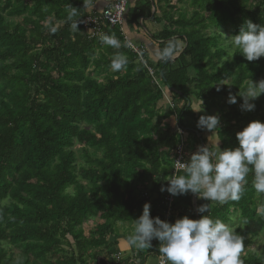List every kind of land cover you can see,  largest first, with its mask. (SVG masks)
I'll return each instance as SVG.
<instances>
[{
	"label": "trees",
	"instance_id": "1",
	"mask_svg": "<svg viewBox=\"0 0 264 264\" xmlns=\"http://www.w3.org/2000/svg\"><path fill=\"white\" fill-rule=\"evenodd\" d=\"M176 1L177 16H163L168 28L152 37L159 41L158 50L177 38L183 48L170 62H149L157 86L126 47L117 50L101 43L104 34H114L123 43L119 27L104 26L93 36L71 30L67 9L78 8V19L83 20L87 14L80 8L82 1L0 0V264H87V259L115 264V223L134 222L145 202L153 216L161 199L141 195L149 183L166 187L172 176L173 157L164 158L159 146L175 147L178 135L160 128L158 117H176L177 126L187 133V151L199 144L195 132H202L197 127L201 115L187 105L190 95L220 108V128L215 131L224 149L239 146L236 133L250 121L264 122V94L254 102V110L244 113L222 110L212 102L221 95L239 96L251 79H260L264 56L252 62L240 53L227 57L220 40L238 34L246 20L264 25V0ZM149 9L148 0L132 8L127 4L124 20L127 16L126 22L135 24ZM6 17L20 20L14 23ZM46 23L57 31L50 33ZM117 52L129 60L121 72L110 67ZM221 83L229 85L217 91ZM164 89L173 108L167 103V111L159 115L157 102L165 99ZM90 149L101 156H91ZM252 179L250 173L239 201L209 202L213 219L236 225L242 249L248 244L246 236L264 231V195L256 193ZM192 195L174 196L177 215H170L168 222L207 214L197 211L196 218ZM204 203L198 199L196 210ZM93 219L99 222L85 235L82 225ZM244 219L247 223L241 226ZM8 248L18 249L19 257ZM158 249L159 241L153 239L151 249L136 253L142 259L156 256ZM101 255L106 259L97 261ZM240 259L242 264H264V250L241 253Z\"/></svg>",
	"mask_w": 264,
	"mask_h": 264
},
{
	"label": "clouds",
	"instance_id": "2",
	"mask_svg": "<svg viewBox=\"0 0 264 264\" xmlns=\"http://www.w3.org/2000/svg\"><path fill=\"white\" fill-rule=\"evenodd\" d=\"M78 8L69 5L66 22L73 32L79 31ZM44 27L52 34L57 28L50 23ZM101 43L112 49L132 47L128 42H121L114 34H104ZM231 45L232 57L236 53L242 54L247 61H256L264 56V25L246 20L238 34L228 40ZM182 51V45L175 39L168 41L162 49L156 52L159 61L170 62L177 58ZM129 60L126 55L117 52L111 58L110 67L114 72H121L127 68ZM220 85L216 84L217 91ZM264 94V80L253 82L239 91L243 103L241 108L247 111L255 109L254 101ZM237 102L236 96L230 95L228 103ZM202 110V109H200ZM196 110V111H200ZM197 127L212 133L220 127L218 115H201ZM239 146L221 149L219 141L215 149L207 145L198 146L197 151L190 155V159L179 165L183 175H172L167 186L161 191L171 195H184L189 192L207 203L198 206L201 214L199 219L185 215L174 223L152 217L150 203L145 202L142 214L133 219V227L127 236V244L138 251L152 248L153 239L159 241V253L167 264H242L240 254L243 240L237 228L221 219L210 216V203L225 205L229 201H239L248 185V176L252 174V187L258 195H264V122L250 121L242 130L236 133ZM141 196H145L142 194ZM247 220H241L243 226ZM157 257V255H156ZM138 259H140L138 257Z\"/></svg>",
	"mask_w": 264,
	"mask_h": 264
},
{
	"label": "crops",
	"instance_id": "3",
	"mask_svg": "<svg viewBox=\"0 0 264 264\" xmlns=\"http://www.w3.org/2000/svg\"><path fill=\"white\" fill-rule=\"evenodd\" d=\"M80 1H82L80 4V8L84 13V15H86L88 13L90 14L98 13L107 4L109 0H80ZM148 1L150 2V9L147 12L148 15H146L145 18L143 17L138 18L137 23L135 24L134 23L128 24L126 22V18H127L126 16L120 30L122 32L124 41L130 40L134 44L145 46L146 58L148 62H150L151 64H157L159 63V60L156 56V52L158 51L159 41L153 39L152 35L156 34L157 32H160L163 28H168V25L165 22L163 16H166V18L173 16V18H175L177 16V12H175V9H178L180 7V4L176 0H148ZM139 2H143V0H128V8L134 7L135 4ZM78 33L83 35H92L90 30L84 28H80ZM176 40L179 42L180 45H182L183 48V42L181 41V39L177 38ZM165 94L167 95V97H169L168 92H166ZM189 104H191V108L193 112L196 114V116L217 115L218 114L217 111H219L220 109L217 106H208V103L204 104L203 101L196 100L192 95H190ZM202 105H204V107H202ZM166 106H167V102L165 99L157 102V107H159L158 109L159 115H162L167 111ZM196 110H200V111H196ZM158 118H160V122H159L160 128L169 129L175 132V129L178 126H177V119L174 115H169L168 117H158ZM185 135L187 136V133ZM216 135H217L216 131L212 133L211 131L206 129H202V132L200 134L198 133V136L196 134L199 144L195 146L194 150L193 149L188 150L189 155L187 161L190 159V155L193 152L197 151L198 146L201 145L200 139L204 145L208 144L213 149L217 147V141H219V147L222 149L223 148L222 144ZM162 147L164 148L165 146H159V148ZM161 155L164 156V158H169L165 156L164 152ZM161 187L162 186H158L157 188L156 187L154 188V186L151 183H149L147 192L143 193L145 196H141V198H149L150 200H157L158 198H160L161 199L160 204L156 206L155 212L153 213L152 217L158 216L162 219L163 212L165 210V203H164L165 196L168 192H166V190L161 191ZM197 200H198L197 196L193 194L191 196V205L194 212H197L196 210ZM112 240L116 241L117 243L116 248L121 252L123 258L129 257L137 252V250H134V248L130 247L127 244V238L125 236L117 234L115 237L112 238ZM138 260H139V264H156V256L153 255H147L144 256V258Z\"/></svg>",
	"mask_w": 264,
	"mask_h": 264
},
{
	"label": "built area",
	"instance_id": "4",
	"mask_svg": "<svg viewBox=\"0 0 264 264\" xmlns=\"http://www.w3.org/2000/svg\"><path fill=\"white\" fill-rule=\"evenodd\" d=\"M128 0H109L107 4L96 14H88L83 18L82 28L90 30L92 35H99L100 30L102 27H119L121 28L124 22V15L127 9ZM130 42L133 46L126 47L134 56L135 61L142 64L143 67L146 69L148 75L150 76L151 80L157 85L159 82L156 77V70L152 66L149 65V62L146 58V48L143 45L134 44L130 40H125ZM123 39V42H125ZM162 89V88H161ZM163 95L168 103V105L173 108L172 102L169 100L167 95L165 94V89L163 90ZM178 135V141L174 147L173 151V161H172V169L171 175H176L179 171H183L179 165L185 163L188 158V151L186 150V142H185V132L183 129L177 127L175 129ZM166 201V212H165V221H168V217L170 215H177L176 212H173L172 205L174 202V196L171 195L169 192L165 196ZM115 260V264L117 261L122 260L123 256L121 252H117L111 256ZM106 259L104 255L97 257V261L99 259ZM127 264H139L137 253L128 257ZM156 264H166V261L158 252L156 257Z\"/></svg>",
	"mask_w": 264,
	"mask_h": 264
},
{
	"label": "rangeland",
	"instance_id": "5",
	"mask_svg": "<svg viewBox=\"0 0 264 264\" xmlns=\"http://www.w3.org/2000/svg\"><path fill=\"white\" fill-rule=\"evenodd\" d=\"M6 19L8 21H11V22H14V23H16V22H18V20H20L18 17H14V18L6 17ZM225 37H226L225 39H221L220 40V45L226 51V56L229 57L231 55L232 49H231V45L228 44V40H230V37L231 36L229 34H226ZM260 80H264V70H263V73H262L260 79H258L256 81H253V82H259ZM235 96L237 98V102L234 103V104L228 103V98L229 97H226L224 95L215 97L216 101H213L212 100V102H214V103H216L218 105H222V110H225V111H230L231 112V110H234V109L237 108L241 113L246 112L247 110H244V109L241 108V104L243 103V99L240 98L237 95H235ZM202 107H204V105H202ZM229 148H231V147H229ZM159 149H160V154H162L164 152L165 153V156L169 157L170 159L173 157L174 147L172 145L170 147H166V148L165 147L164 148L162 147V148H159ZM76 150H79V147L76 146ZM222 150H223V148H222ZM89 152L92 153V150L90 149ZM91 156H93V157L94 156L100 157L101 156V153L99 151H96V152H93L91 154ZM78 162H79V160H78ZM193 198H194V196H193ZM139 216H140V214H139ZM98 222H99L98 219H93L91 221L85 222L82 225V229H83L84 234L85 235L88 234V231L91 230L95 226V224L98 223ZM133 223L134 222H132V223L131 222L130 223L117 222V223H115L114 227H115V229L117 231V234H120V235L126 237V235H128L130 233V231L132 230ZM234 226H236V225H234ZM65 237H66V240L70 244H73L72 243L73 241H72V238H71L70 235L67 234ZM245 240L248 242V244L244 247V249H242V251H241L242 254H247V253L259 254V253H261V251L264 250V231H261L258 234V236L257 237H254V238H251V237L246 236L245 237ZM63 246H64V249H68V246H66V245H63ZM70 247L71 246H69V248ZM8 250H9L8 252L11 255H13L14 257H19V250L18 249H10V248H8ZM87 260H88L87 261V264H94V261H92L91 259H87ZM166 264H167V262H166Z\"/></svg>",
	"mask_w": 264,
	"mask_h": 264
},
{
	"label": "water",
	"instance_id": "6",
	"mask_svg": "<svg viewBox=\"0 0 264 264\" xmlns=\"http://www.w3.org/2000/svg\"><path fill=\"white\" fill-rule=\"evenodd\" d=\"M159 76H160V77L163 76L162 72H160ZM168 90H169L170 92H174V90H173L172 88H169ZM187 105H189V103H187ZM196 134H197V136H198V133H197V132H196ZM200 143H201V145H204L203 142L201 141V139H200ZM195 215H196V218H197V213H196V212H195Z\"/></svg>",
	"mask_w": 264,
	"mask_h": 264
},
{
	"label": "bare ground",
	"instance_id": "7",
	"mask_svg": "<svg viewBox=\"0 0 264 264\" xmlns=\"http://www.w3.org/2000/svg\"><path fill=\"white\" fill-rule=\"evenodd\" d=\"M90 14V13H89ZM93 14H96V13H93ZM88 15V14H87Z\"/></svg>",
	"mask_w": 264,
	"mask_h": 264
}]
</instances>
